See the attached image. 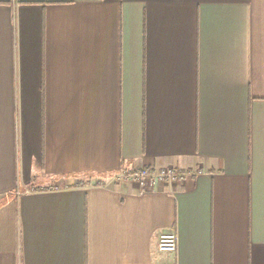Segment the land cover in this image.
<instances>
[{"label": "crops", "instance_id": "0c3cea01", "mask_svg": "<svg viewBox=\"0 0 264 264\" xmlns=\"http://www.w3.org/2000/svg\"><path fill=\"white\" fill-rule=\"evenodd\" d=\"M0 264H264V0H0Z\"/></svg>", "mask_w": 264, "mask_h": 264}, {"label": "built area", "instance_id": "2783aa9c", "mask_svg": "<svg viewBox=\"0 0 264 264\" xmlns=\"http://www.w3.org/2000/svg\"><path fill=\"white\" fill-rule=\"evenodd\" d=\"M191 173L180 172L174 168L140 169L137 172H122L114 181L136 184L141 192H148L160 184L173 185L184 182ZM178 236L176 233L162 234L158 241V250L161 253L175 254L177 252Z\"/></svg>", "mask_w": 264, "mask_h": 264}, {"label": "rangeland", "instance_id": "374dc122", "mask_svg": "<svg viewBox=\"0 0 264 264\" xmlns=\"http://www.w3.org/2000/svg\"><path fill=\"white\" fill-rule=\"evenodd\" d=\"M113 182H115V181L113 180Z\"/></svg>", "mask_w": 264, "mask_h": 264}]
</instances>
